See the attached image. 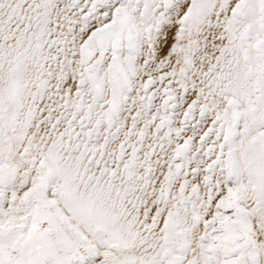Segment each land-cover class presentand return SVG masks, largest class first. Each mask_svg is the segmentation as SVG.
<instances>
[{
  "label": "snow or ice",
  "instance_id": "obj_1",
  "mask_svg": "<svg viewBox=\"0 0 264 264\" xmlns=\"http://www.w3.org/2000/svg\"><path fill=\"white\" fill-rule=\"evenodd\" d=\"M0 264H264V0H0Z\"/></svg>",
  "mask_w": 264,
  "mask_h": 264
}]
</instances>
